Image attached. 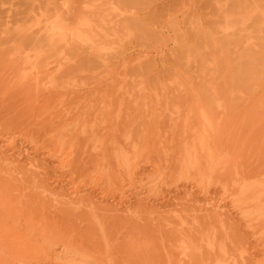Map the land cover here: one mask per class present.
Returning <instances> with one entry per match:
<instances>
[{
  "label": "rangeland",
  "instance_id": "obj_1",
  "mask_svg": "<svg viewBox=\"0 0 264 264\" xmlns=\"http://www.w3.org/2000/svg\"><path fill=\"white\" fill-rule=\"evenodd\" d=\"M39 15L74 38L21 71L0 35V264H264V0H0V34Z\"/></svg>",
  "mask_w": 264,
  "mask_h": 264
},
{
  "label": "bare ground",
  "instance_id": "obj_2",
  "mask_svg": "<svg viewBox=\"0 0 264 264\" xmlns=\"http://www.w3.org/2000/svg\"><path fill=\"white\" fill-rule=\"evenodd\" d=\"M242 7H245V5H243ZM53 10H55V9H53ZM53 10L51 11V12H53ZM59 11V10H58ZM57 11V9H56V11H54L55 12V14H54V16L53 17H55V15H56V17L58 16L57 14H60V12H58ZM53 12V13H54ZM57 12V13H56ZM62 12V11H61ZM113 12V10L111 11V13ZM53 13H51L52 15H53ZM114 13V12H113ZM109 14V18H110V20L111 21H107L108 22V28L107 29H109L110 27H109V25L111 24L112 26H113V24L115 25L116 23L114 22V23H112V19L113 20H115L114 19V17L115 18H119L120 16H121V14H116L115 15V13H114V15L113 14H111L112 15V17L110 16V13H108ZM107 14V15H108ZM51 15V16H52ZM107 15L106 16H104V18L102 17V19H103V21H104V24H105V27H106V17H107ZM48 16H49V14H48ZM48 16L47 15H45V17L46 18H48ZM36 17H38V16H36ZM50 17V16H49ZM62 17V16H61ZM30 18V17H29ZM45 18V21H47V19ZM58 18L60 19V17L58 16ZM58 18H55V19H58ZM112 18V19H111ZM31 19H33V17L31 18ZM30 19V20H31ZM62 19V18H61ZM61 19H60V21H61ZM105 19V20H104ZM43 19H40V15H39V17L38 18H34L33 20H31L30 22H32V24H31V26H29V27H25V22L23 23L22 22V19L20 20H18L16 23H15V25L13 26V24L12 23H8V24H10L9 26L10 27H8V24L6 25V24H4V25H6L5 27H4V30H3V32L0 34L1 36L3 35V37H4V35L7 37V35H8V37H7V39H9L10 38V40L8 41V40H6V41H8L9 42V44L11 43L12 45L13 44H15L16 42H18V46H15V49H14V52L12 53V58H16V62H18L17 64H18V66L20 67V69H21V71H24V70H26V69H28V68H31L32 67V65H34L36 62L38 63V64H40L39 62H40V60L42 61V58H43V52H42V49H41V47H30V48H26V47H22V44L24 43V40L26 39V38H36V37H34V36H41L42 34H43V37L42 38H44L45 40H47V41H51V42H53V44H51V45H55V44H57L58 42H61L59 45H61L62 46V44L63 43H65V42H67V43H69V45H70V43L72 42L73 43V41H72V39L74 38V37H72V38H70L69 39V37H67V35H66V33H67V31H66V29H65V27H62V26H60L57 22H54V19H53V22L52 23H49V20L47 21V22H45V21H42ZM51 21H52V18H51ZM65 21V20H64ZM43 23V24H42ZM48 23V24H47ZM261 25H262V21H259V22H257V24H256V27L258 28V29H261L262 27H261ZM111 26V27H112ZM102 26H100V28H101ZM105 27H102V28H105ZM32 29H34V31H32ZM114 29L115 28H113V31H114ZM86 30H88V29H86ZM92 30V29H91ZM30 33H29V32ZM108 31V30H107ZM110 31V30H109ZM228 31H230V28L229 29H227V32ZM36 34V35H35ZM71 34V33H70ZM33 35V36H32ZM10 36V37H9ZM71 36V35H70ZM74 36V35H73ZM53 40V41H52ZM54 40H56L57 42L56 43H54ZM69 40V41H68ZM71 40V41H70ZM78 40V39H77ZM33 41V40H32ZM80 41V40H79ZM7 42V43H8ZM72 45V44H71ZM74 45V44H73ZM63 46H64V44H63ZM66 47V46H65ZM52 48H54V47H52ZM62 48H64V47H62ZM89 48V47H88ZM13 49V48H12ZM11 50V49H10ZM9 50V51H10ZM91 50H93V49H91ZM94 51H95V49H94ZM94 51H93V53H94ZM11 52H12V50H11ZM99 52V51H98ZM90 54V53H89ZM65 55V54H64ZM63 55V56H64ZM96 55V54H95ZM9 56H10V53H9ZM93 56H94V54H93ZM99 57H97V59L98 58H100L101 57V54L100 55H98ZM104 56V55H103ZM103 56L101 57V58H103ZM61 57V56H60ZM96 57V56H95ZM109 57V56H108ZM11 58V57H10ZM100 58V59H101ZM47 60L48 58H44V60ZM100 59H98V60H100ZM12 60V59H11ZM59 61H60V59H58ZM63 60V59H62ZM15 61V60H14ZM51 61V60H50ZM49 61V62H50ZM57 61V60H56ZM100 61H102V60H100ZM108 61V60H107ZM48 62V63H49ZM64 62V61H63ZM104 62V61H103ZM58 63V62H57ZM60 63V62H59ZM68 62L67 61H65V64H67ZM100 63V62H99ZM11 64H12V62H11ZM17 64H16V66H17ZM102 64V63H101ZM54 65V64H53ZM56 65V64H55ZM55 65L53 66V67H55ZM57 66H58V64H57ZM59 66H62V65H60L59 64ZM71 66V65H70ZM58 68V67H57ZM37 69V68H36ZM53 71V70H52ZM75 74H77V73H75ZM27 75H29V74H27ZM70 78V77H69ZM90 78V77H89ZM36 79V78H35ZM34 79V80H35ZM68 79V78H67ZM65 80V81H68V80ZM93 79V78H92ZM29 80V79H28ZM54 80V79H53ZM24 81V80H23ZM42 81H43V79H42ZM41 80H40V83L42 82ZM44 81H46V79H44ZM43 81V82H44ZM64 81V82H65ZM87 81H89V80H87ZM92 81V80H91ZM37 82V81H36ZM33 83H35V81H33ZM38 83V82H37ZM52 83V82H51ZM70 83V82H69ZM72 85V84H71ZM33 86V85H32ZM44 86V85H43ZM70 86V85H69ZM73 87V86H72ZM47 89V88H46ZM124 92V91H123ZM82 94V93H81ZM117 96V95H116ZM118 98V97H117ZM194 101H199L200 100V97L199 98H196V97H194ZM197 99V100H196ZM116 102H117V99H116ZM197 105H198V103H197ZM196 104H194V106H193V108H194V111H198L199 112V105L197 106ZM79 109V108H78ZM198 112L196 113V115L198 114ZM179 113H181V111L179 112ZM179 113H178V115H179ZM195 113V112H194ZM173 114V113H172ZM171 114V115H172ZM176 114V113H175ZM195 115V116H196ZM176 116V115H175ZM200 116V114H198V117ZM177 117V116H176ZM179 117V116H178ZM177 117V118H178ZM180 118V117H179ZM174 120H175V118H174ZM172 121V120H171ZM200 131H201V129H200ZM196 132H198V131H196ZM195 135L197 134V133H194ZM198 134H200L199 132H198ZM193 135V134H192ZM200 136V135H199ZM193 136H191V138H192ZM195 138V137H194ZM131 140V139H130ZM11 147V146H10ZM12 149V148H11ZM195 151V150H194ZM51 153V152H50ZM211 153V152H210ZM68 158V157H67ZM59 160H61V157L60 158H58ZM59 163H60V165H62V166H64V162H63V160H61V161H59ZM32 165V164H31ZM38 165V164H37ZM42 167V166H41ZM32 168L34 169L35 167L34 166H32ZM66 168V167H65ZM12 170V169H11ZM44 175V174H43ZM134 181V180H133ZM135 184L134 183H132L130 186L131 187H133L134 189H137V187L136 186H134ZM145 185H140L138 188H143ZM136 187V188H135ZM76 191V190H75ZM75 193V192H74ZM75 195H76V193H75ZM74 199V198H73ZM75 202V201H74ZM73 202V203H74ZM81 204H82V202H81ZM216 205V204H215ZM220 209V208H219ZM221 216H222V214H221ZM221 216H219V217H221ZM209 247H211V246H209ZM243 257V256H242ZM241 257V258H242ZM243 262H244V260L243 259H241ZM226 263V262H225ZM229 264V263H228Z\"/></svg>",
  "mask_w": 264,
  "mask_h": 264
}]
</instances>
